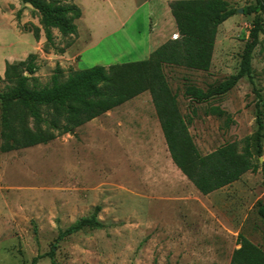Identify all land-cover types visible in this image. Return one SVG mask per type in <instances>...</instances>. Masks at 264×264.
<instances>
[{"label":"rangeland","instance_id":"374dc122","mask_svg":"<svg viewBox=\"0 0 264 264\" xmlns=\"http://www.w3.org/2000/svg\"><path fill=\"white\" fill-rule=\"evenodd\" d=\"M56 1L75 4L82 17L76 21V36L61 37L54 30V44L44 51L43 32L39 41L32 33L41 28L38 14L19 0H0V93L9 86L3 78L5 65L31 54L37 56L39 87L51 84L56 68L63 82L74 71L117 65L114 58L124 43H116L122 34L113 31L125 20L117 15L122 17L135 1L139 9L124 30L135 39L157 23L141 3L159 2L162 16L170 0ZM224 1L236 14L217 30L209 71L163 68L201 156L229 144L240 152L243 140L256 132L253 88L264 105V32L251 62L254 87L242 79L205 104L184 95L192 87L214 88L239 69L255 15L238 11L255 0ZM261 18L264 27V14ZM92 38L99 39L93 48ZM215 107L225 115H210ZM262 118L264 124V108ZM1 130L0 105V136ZM262 149L260 158L254 155L256 173L202 196L173 165L146 92L46 145L0 152V264H230L240 248L238 235L264 254V224L256 208L258 202L264 204V140ZM92 217L99 228L59 239L70 226Z\"/></svg>","mask_w":264,"mask_h":264},{"label":"trees","instance_id":"16d2710c","mask_svg":"<svg viewBox=\"0 0 264 264\" xmlns=\"http://www.w3.org/2000/svg\"><path fill=\"white\" fill-rule=\"evenodd\" d=\"M19 1L38 14L41 28H34L32 33L39 41L43 32L46 41L44 51L54 44V30L61 37L77 35L76 21L82 17V11L75 4L56 0ZM169 8L178 38L160 46L148 60L74 71L63 82L59 80L61 71L56 68L51 84L44 87H39L34 77L37 72L36 55L31 54L18 64H6L3 78L9 86L0 93V152L6 154L46 145L147 92L173 165L202 196L234 184L246 173H256L258 164L254 162V155L257 158L262 156L264 140V105L256 89L253 88L257 97L256 132L243 140L241 151L237 150L236 144H229L201 156L189 137L188 124L175 106L176 94L171 95L163 74L164 66L208 72L217 30L236 14V10L224 0H179L171 2ZM243 13L255 17L237 73L207 91L188 88L184 95L194 103L205 104L220 98L242 79L254 87L251 62L260 43L259 36L264 32L261 18L264 0H255V5L243 9ZM17 16L19 18L20 13ZM209 114L219 118L225 115L217 107L210 108ZM30 121L32 128L29 127ZM227 121L230 122L228 117ZM256 208L264 224V204L258 202ZM88 227H100L95 217L76 222L62 232L59 239ZM238 243L240 248L233 252L230 264H264V254L242 235H238Z\"/></svg>","mask_w":264,"mask_h":264},{"label":"crops","instance_id":"0c3cea01","mask_svg":"<svg viewBox=\"0 0 264 264\" xmlns=\"http://www.w3.org/2000/svg\"><path fill=\"white\" fill-rule=\"evenodd\" d=\"M173 1L174 0H170L168 3L170 4ZM152 2H142V5L140 6H145L146 13L149 18H154V20L157 21V23H155L152 27L150 26V30L144 36L141 35L139 37H135V39H132V36H128L126 31H124L127 26L126 21L128 20V18H130V15H132L131 13L133 12L134 14V11L136 9H139L137 8V4L135 3V1L132 5L129 6L128 9H125L122 17L117 15L119 19H125L123 22L119 20L113 31L114 35L119 36L122 34V37L119 36L118 39L115 38L116 43L119 46H122V43H124L123 51H120V53H118L114 58V61H116L118 64H126L148 60L150 55L160 46L172 39L175 40L178 38L177 29L175 26L174 19L170 13L169 4H166L163 10V15L161 16L159 12V2L154 1L153 4H151ZM98 42L99 39L94 41L92 38V41L90 43L91 48L98 45Z\"/></svg>","mask_w":264,"mask_h":264},{"label":"water","instance_id":"95a60500","mask_svg":"<svg viewBox=\"0 0 264 264\" xmlns=\"http://www.w3.org/2000/svg\"><path fill=\"white\" fill-rule=\"evenodd\" d=\"M238 13H243V10H239Z\"/></svg>","mask_w":264,"mask_h":264}]
</instances>
